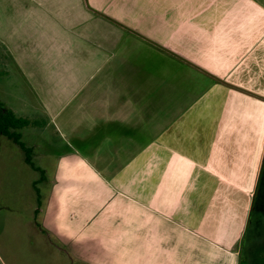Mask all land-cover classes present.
Returning <instances> with one entry per match:
<instances>
[{"label":"crops","instance_id":"obj_1","mask_svg":"<svg viewBox=\"0 0 264 264\" xmlns=\"http://www.w3.org/2000/svg\"><path fill=\"white\" fill-rule=\"evenodd\" d=\"M12 76L28 96L0 103L30 122L36 168L6 136L0 151H20L36 226L74 264L240 263L264 166V0H0Z\"/></svg>","mask_w":264,"mask_h":264},{"label":"rangeland","instance_id":"obj_2","mask_svg":"<svg viewBox=\"0 0 264 264\" xmlns=\"http://www.w3.org/2000/svg\"><path fill=\"white\" fill-rule=\"evenodd\" d=\"M13 79L14 76L10 80L1 79L0 90L9 101L17 103L22 97L28 96V93L23 84ZM44 137L45 145L50 143L52 147H58L50 131ZM1 139L0 264H74L72 256L36 226L34 209L39 200L37 201L35 194H30V172L21 162L20 151L15 147L10 148V152L6 145H11V142L7 138ZM261 187L253 201L239 264H261L260 258L264 257V215L261 213L264 192Z\"/></svg>","mask_w":264,"mask_h":264},{"label":"trees","instance_id":"obj_3","mask_svg":"<svg viewBox=\"0 0 264 264\" xmlns=\"http://www.w3.org/2000/svg\"><path fill=\"white\" fill-rule=\"evenodd\" d=\"M30 122L28 120L18 118L14 112L6 108L2 103H0V136H6L12 139L15 143L19 144L26 153V161L32 163V150L27 148L21 141V135L17 131L28 126ZM260 263L264 264V257L260 258Z\"/></svg>","mask_w":264,"mask_h":264},{"label":"flooded vegetation","instance_id":"obj_4","mask_svg":"<svg viewBox=\"0 0 264 264\" xmlns=\"http://www.w3.org/2000/svg\"><path fill=\"white\" fill-rule=\"evenodd\" d=\"M261 185H262V187H261ZM259 187H261L262 191L264 192V166H263V170H262L261 181H260ZM258 190H259V188H258ZM257 195H258V191H257L256 196ZM261 213H262V215H264V203L261 207ZM260 224H258V225H260Z\"/></svg>","mask_w":264,"mask_h":264}]
</instances>
